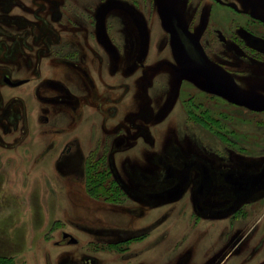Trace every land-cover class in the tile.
<instances>
[{
  "label": "rangeland",
  "instance_id": "rangeland-1",
  "mask_svg": "<svg viewBox=\"0 0 264 264\" xmlns=\"http://www.w3.org/2000/svg\"><path fill=\"white\" fill-rule=\"evenodd\" d=\"M0 264H264V0H0Z\"/></svg>",
  "mask_w": 264,
  "mask_h": 264
},
{
  "label": "water",
  "instance_id": "water-1",
  "mask_svg": "<svg viewBox=\"0 0 264 264\" xmlns=\"http://www.w3.org/2000/svg\"><path fill=\"white\" fill-rule=\"evenodd\" d=\"M164 16L172 33L177 52L185 61L197 69L200 74L210 82L213 90L217 94H229L234 88L233 80L222 75L212 65L201 49L197 39L186 28L180 25L179 19L174 12L171 10H166L164 12ZM3 80L9 86H17L26 81L24 79L12 81L7 76H5ZM64 237H69L70 241L72 242L75 241V239L69 233H64Z\"/></svg>",
  "mask_w": 264,
  "mask_h": 264
},
{
  "label": "flooded vegetation",
  "instance_id": "flooded-vegetation-1",
  "mask_svg": "<svg viewBox=\"0 0 264 264\" xmlns=\"http://www.w3.org/2000/svg\"><path fill=\"white\" fill-rule=\"evenodd\" d=\"M187 29V28H186ZM196 39H197V41H198V43H199V45H200V47H201V49L203 50V52L205 53V55H206V57L209 59V57H208V54H207V52L205 51V48L203 47V44H202V42L199 40V38L195 35V34H193L189 29H187ZM209 61L211 62V60L209 59ZM212 63V62H211ZM212 65H213V63H212ZM214 66V65H213ZM5 77V76H4ZM11 80V79H10ZM20 80V79H19ZM24 80H26L27 81V79H24ZM13 81V80H12ZM5 83V82H4ZM7 84V83H6ZM8 85V84H7ZM64 233H67V232H64ZM68 238V237H67Z\"/></svg>",
  "mask_w": 264,
  "mask_h": 264
},
{
  "label": "bare ground",
  "instance_id": "bare-ground-1",
  "mask_svg": "<svg viewBox=\"0 0 264 264\" xmlns=\"http://www.w3.org/2000/svg\"><path fill=\"white\" fill-rule=\"evenodd\" d=\"M179 23H180V21H179ZM180 25L182 26V27H184L181 23H180ZM185 28V27H184ZM251 182V181H250ZM249 182V183H250ZM249 183L247 182V185H249ZM246 184V183H245ZM241 194V193H240ZM240 196H244V194H241Z\"/></svg>",
  "mask_w": 264,
  "mask_h": 264
}]
</instances>
